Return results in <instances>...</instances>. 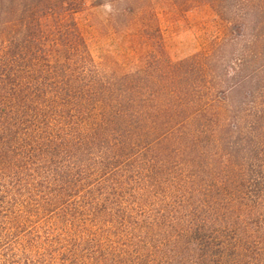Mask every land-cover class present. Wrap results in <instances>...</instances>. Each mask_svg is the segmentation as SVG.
I'll use <instances>...</instances> for the list:
<instances>
[{
	"label": "trees",
	"instance_id": "obj_1",
	"mask_svg": "<svg viewBox=\"0 0 264 264\" xmlns=\"http://www.w3.org/2000/svg\"><path fill=\"white\" fill-rule=\"evenodd\" d=\"M34 1L5 0L0 264H264V63L248 66L264 58V0H238L257 22L219 95L189 83L198 56L174 78L99 71L73 24L48 40ZM108 2L151 15L150 0Z\"/></svg>",
	"mask_w": 264,
	"mask_h": 264
},
{
	"label": "rangeland",
	"instance_id": "obj_2",
	"mask_svg": "<svg viewBox=\"0 0 264 264\" xmlns=\"http://www.w3.org/2000/svg\"><path fill=\"white\" fill-rule=\"evenodd\" d=\"M64 1H75L79 6L59 12L58 4L52 5L53 1L36 0L33 3L42 13L39 14L38 23L41 32L49 35L48 40L54 39V35L57 40L60 38L62 32L49 33L57 31L56 24H73L81 39L78 50L86 52L95 67L109 76L146 67L156 75L165 72L174 78L168 72L171 64L198 56L195 65L189 64L186 69L195 78L189 83L195 88L209 84L206 88L215 90L217 95L232 83L233 75L224 76L223 79L220 75L223 69L226 70L231 62L241 56L239 49L245 40L243 24L257 22L252 15H245L244 10L238 11V0H179L178 4L172 0H150L149 16L142 15V11L137 14L122 11L124 3L118 5L122 9L116 13L117 4L107 3V0L101 5H95L93 0H83L82 4L80 0ZM65 7L69 8V5ZM8 19L5 16V0H0V39H5V21ZM61 30H65V27ZM233 47L235 52L231 53ZM258 49H261L260 43ZM205 56H208L209 62L206 69ZM263 63L264 58L258 55L255 62L249 61L248 66L256 69ZM177 73L183 80L184 74L181 71ZM2 80L5 82V74ZM245 89L250 90V87L246 86ZM240 96L238 92L232 98L237 101ZM23 129L24 126L20 125V131Z\"/></svg>",
	"mask_w": 264,
	"mask_h": 264
}]
</instances>
